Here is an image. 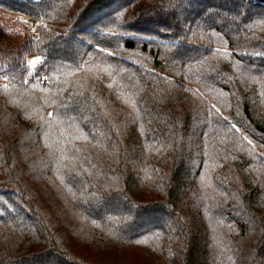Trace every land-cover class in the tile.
I'll use <instances>...</instances> for the list:
<instances>
[{
  "label": "trees",
  "instance_id": "16d2710c",
  "mask_svg": "<svg viewBox=\"0 0 264 264\" xmlns=\"http://www.w3.org/2000/svg\"><path fill=\"white\" fill-rule=\"evenodd\" d=\"M0 264H264V4L0 0Z\"/></svg>",
  "mask_w": 264,
  "mask_h": 264
},
{
  "label": "water",
  "instance_id": "95a60500",
  "mask_svg": "<svg viewBox=\"0 0 264 264\" xmlns=\"http://www.w3.org/2000/svg\"><path fill=\"white\" fill-rule=\"evenodd\" d=\"M262 4H264V0H259Z\"/></svg>",
  "mask_w": 264,
  "mask_h": 264
},
{
  "label": "rangeland",
  "instance_id": "374dc122",
  "mask_svg": "<svg viewBox=\"0 0 264 264\" xmlns=\"http://www.w3.org/2000/svg\"><path fill=\"white\" fill-rule=\"evenodd\" d=\"M14 19L16 20V18L14 17Z\"/></svg>",
  "mask_w": 264,
  "mask_h": 264
}]
</instances>
